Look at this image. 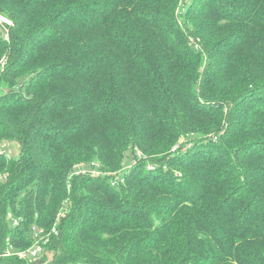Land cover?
Listing matches in <instances>:
<instances>
[{
  "label": "trees",
  "instance_id": "16d2710c",
  "mask_svg": "<svg viewBox=\"0 0 264 264\" xmlns=\"http://www.w3.org/2000/svg\"><path fill=\"white\" fill-rule=\"evenodd\" d=\"M0 17V264H264V0Z\"/></svg>",
  "mask_w": 264,
  "mask_h": 264
},
{
  "label": "built area",
  "instance_id": "2783aa9c",
  "mask_svg": "<svg viewBox=\"0 0 264 264\" xmlns=\"http://www.w3.org/2000/svg\"><path fill=\"white\" fill-rule=\"evenodd\" d=\"M8 23L6 19H2L0 17V23ZM34 237L39 238L40 240L35 242L32 247H30L27 251L25 252H15L14 247L12 245V240L10 238H6L5 244H4V249L2 250V253L0 254V259H5L8 257H11L13 255H17L20 258H33L37 256L42 251V245H41V240H44L45 243L49 242V238L44 235L43 229H37L34 228ZM44 235V236H43ZM2 248V247H1Z\"/></svg>",
  "mask_w": 264,
  "mask_h": 264
},
{
  "label": "rangeland",
  "instance_id": "374dc122",
  "mask_svg": "<svg viewBox=\"0 0 264 264\" xmlns=\"http://www.w3.org/2000/svg\"><path fill=\"white\" fill-rule=\"evenodd\" d=\"M186 1H189V0H186ZM2 19H3V17H2ZM4 19H6V18H4ZM7 20V19H6ZM8 21V20H7ZM7 23V22H6ZM8 23L11 25V23L8 21ZM7 23V24H8ZM9 26V25H8ZM0 30L3 32V33H5L6 35H7V37H8V35H9V30H8V28H4V30L3 29H1L0 28ZM9 38V37H8ZM8 38H6V39H8ZM0 147H2V149H6V151H5V153H6V156L8 157V158H13V159H16L17 157H19V155H20V150H21V147H20V145L17 143V142H15V141H8L7 143H5V146H4V144H1L0 143ZM178 149V145H175L174 147H173V149H172V152H175L176 150ZM130 163V153L126 156V159H125V162H124V165L125 166H127L128 164ZM60 215H63V214H60ZM44 231V230H43ZM44 234H47L45 231H44ZM44 236V235H43ZM46 236V238L48 237L49 238V235L47 234V235H45ZM11 238V237H10ZM28 250V249H27ZM27 250H20V251H17V252H25V251H27ZM53 255H54V252H50V253H47L46 254V256H47V258L48 259H52L53 258Z\"/></svg>",
  "mask_w": 264,
  "mask_h": 264
},
{
  "label": "water",
  "instance_id": "95a60500",
  "mask_svg": "<svg viewBox=\"0 0 264 264\" xmlns=\"http://www.w3.org/2000/svg\"><path fill=\"white\" fill-rule=\"evenodd\" d=\"M2 253L1 240H0V254Z\"/></svg>",
  "mask_w": 264,
  "mask_h": 264
}]
</instances>
